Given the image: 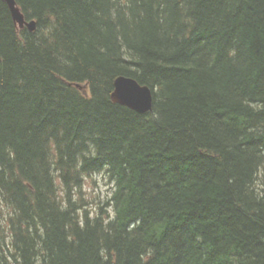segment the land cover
Returning <instances> with one entry per match:
<instances>
[{
	"label": "trees",
	"instance_id": "trees-1",
	"mask_svg": "<svg viewBox=\"0 0 264 264\" xmlns=\"http://www.w3.org/2000/svg\"><path fill=\"white\" fill-rule=\"evenodd\" d=\"M15 1L36 25L0 0V264H264V0Z\"/></svg>",
	"mask_w": 264,
	"mask_h": 264
},
{
	"label": "water",
	"instance_id": "water-1",
	"mask_svg": "<svg viewBox=\"0 0 264 264\" xmlns=\"http://www.w3.org/2000/svg\"><path fill=\"white\" fill-rule=\"evenodd\" d=\"M13 22L18 28L35 29V20H26L15 0H3ZM113 101L120 103L139 113L152 109V94L148 86L139 84L134 78L119 75L113 80V90L110 94Z\"/></svg>",
	"mask_w": 264,
	"mask_h": 264
},
{
	"label": "rangeland",
	"instance_id": "rangeland-1",
	"mask_svg": "<svg viewBox=\"0 0 264 264\" xmlns=\"http://www.w3.org/2000/svg\"><path fill=\"white\" fill-rule=\"evenodd\" d=\"M84 190L91 202H97L103 200L108 196L110 192V183L108 178L102 173L92 174L90 177H86ZM93 205V203H92ZM7 216V210H4L0 220Z\"/></svg>",
	"mask_w": 264,
	"mask_h": 264
}]
</instances>
